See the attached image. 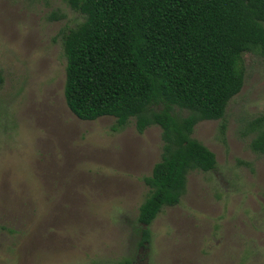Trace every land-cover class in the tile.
<instances>
[{"label":"rangeland","instance_id":"1","mask_svg":"<svg viewBox=\"0 0 264 264\" xmlns=\"http://www.w3.org/2000/svg\"><path fill=\"white\" fill-rule=\"evenodd\" d=\"M83 19L68 0H0V264H264V154L249 128L264 113V58L244 53L224 134L221 120L195 126L217 166L189 172L141 246L161 128L139 133L130 120L115 132V117L68 107L62 33Z\"/></svg>","mask_w":264,"mask_h":264},{"label":"trees","instance_id":"2","mask_svg":"<svg viewBox=\"0 0 264 264\" xmlns=\"http://www.w3.org/2000/svg\"><path fill=\"white\" fill-rule=\"evenodd\" d=\"M68 1L84 17L62 33L68 107L83 120L115 117V132L130 120L139 133L161 128V159L143 177L150 191L137 217L140 244L148 245L150 225L180 203L189 172L217 166L194 129L221 120L225 133L228 104L245 81L244 53L264 58V0ZM249 128L252 149L264 154V113Z\"/></svg>","mask_w":264,"mask_h":264}]
</instances>
